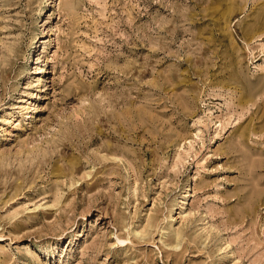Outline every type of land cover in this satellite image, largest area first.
<instances>
[{
	"label": "rangeland",
	"instance_id": "rangeland-1",
	"mask_svg": "<svg viewBox=\"0 0 264 264\" xmlns=\"http://www.w3.org/2000/svg\"><path fill=\"white\" fill-rule=\"evenodd\" d=\"M0 264H264V0H0Z\"/></svg>",
	"mask_w": 264,
	"mask_h": 264
},
{
	"label": "bare ground",
	"instance_id": "bare-ground-1",
	"mask_svg": "<svg viewBox=\"0 0 264 264\" xmlns=\"http://www.w3.org/2000/svg\"><path fill=\"white\" fill-rule=\"evenodd\" d=\"M45 7V6H44ZM43 12V11H42ZM36 47V46H35ZM42 69V68H41ZM44 72V71H43Z\"/></svg>",
	"mask_w": 264,
	"mask_h": 264
}]
</instances>
